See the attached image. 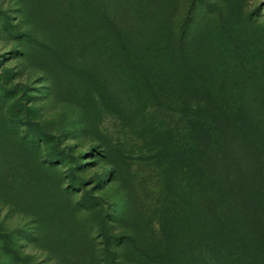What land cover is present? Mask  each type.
Masks as SVG:
<instances>
[{"label":"rangeland","instance_id":"rangeland-1","mask_svg":"<svg viewBox=\"0 0 264 264\" xmlns=\"http://www.w3.org/2000/svg\"><path fill=\"white\" fill-rule=\"evenodd\" d=\"M105 1L264 143V0ZM102 36L92 0H0V264H187V121Z\"/></svg>","mask_w":264,"mask_h":264},{"label":"trees","instance_id":"trees-1","mask_svg":"<svg viewBox=\"0 0 264 264\" xmlns=\"http://www.w3.org/2000/svg\"><path fill=\"white\" fill-rule=\"evenodd\" d=\"M92 1L106 33L96 46L114 45L122 52L121 73L139 78L151 93H168L187 121L188 143L180 156L194 205L184 245L188 251L181 249L178 255L184 254L187 264H264V143L255 142L249 125L238 123L227 108L203 107V95L195 97L188 86L189 75L173 81L172 72L153 56L157 49L144 57L133 45L124 14L108 13L105 0ZM122 32L127 36L123 44L110 39ZM181 42L174 47L183 50Z\"/></svg>","mask_w":264,"mask_h":264}]
</instances>
